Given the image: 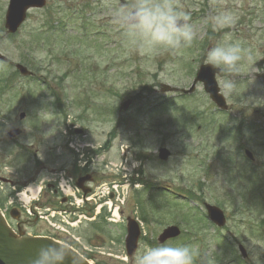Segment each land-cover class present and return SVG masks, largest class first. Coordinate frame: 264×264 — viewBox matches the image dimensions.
<instances>
[{"label":"rangeland","instance_id":"1","mask_svg":"<svg viewBox=\"0 0 264 264\" xmlns=\"http://www.w3.org/2000/svg\"><path fill=\"white\" fill-rule=\"evenodd\" d=\"M123 2L47 0L44 11L62 12L54 22L63 19L66 32H71L72 27L87 26L84 42L77 51L74 45L64 46L61 42L49 50L30 52L24 43L28 34L42 25L47 12L31 11L18 35L4 38L8 0H0V51L13 64L29 61L31 67L39 68L44 60L41 77L45 82L41 85L22 81L26 85L20 92H29L27 95L18 92L20 96L14 99L9 93L0 100V177L18 187L39 183L52 171H71L74 157L66 150V143L73 129L83 131L74 136L81 145L94 149L102 147L115 129L117 137L110 150L97 159L90 155L95 161L91 171L99 182L108 176L122 178L121 169L113 174L105 170L103 157L117 165L123 162L122 155L128 157L129 165L135 162L136 170L128 172L130 189L122 219L133 218L143 225L144 240L138 251L145 244H158L159 235L168 226L179 225L183 233V224L186 228L205 226L193 238L198 260L207 264L209 259L212 264H256L255 256L264 264V237L257 232V224L264 220V0H175L178 7L191 12L197 30L191 46L176 52L164 48L141 52L127 41L110 22L111 10ZM223 9L233 13L235 24L213 31L209 17ZM74 12L86 24L82 20L74 22ZM225 32H230L244 49L239 72L225 74L236 83L235 91L224 95L230 108L226 115L219 113L202 85H198L195 94L182 99L179 93H161L162 84L189 89L196 71L204 64L206 52ZM13 72V66H0V77ZM79 73L81 77L77 76ZM217 82L221 87L219 75ZM52 90L59 96V103ZM131 97H136L135 102L127 112L119 113L120 105ZM165 103L170 106L166 108ZM195 112L204 114L203 119L208 122L215 118L216 125L210 127L195 118L191 121L193 127L187 126V116ZM21 113L26 114L22 121ZM12 126L21 128L23 135L10 141L6 135ZM53 129L55 134L46 137ZM160 148L170 151L168 161L159 160ZM245 150L253 154L252 162L244 155ZM257 178L262 187L253 192ZM193 184L196 196L202 199L197 202L178 192L192 189ZM1 186L3 195L12 192L8 184L4 190ZM163 189L169 191L170 198L186 201L187 208L191 204L199 209L203 216L204 203L220 207L227 216V226L218 230L207 219L204 225L198 210L185 208L182 212L188 220L182 224L173 218L175 207L163 200L160 203L157 194ZM53 191L42 194L43 205L50 206L57 200ZM257 195L258 200L253 203ZM147 210L149 219L141 222ZM25 218L22 231L27 235L54 236L46 227ZM111 229L104 219L93 224L83 221L75 233L88 249L99 254L94 256V264H132L133 257L128 259L124 252L123 225ZM187 239L181 236L167 244L183 245ZM239 245L247 251V259L242 258Z\"/></svg>","mask_w":264,"mask_h":264},{"label":"clouds","instance_id":"2","mask_svg":"<svg viewBox=\"0 0 264 264\" xmlns=\"http://www.w3.org/2000/svg\"><path fill=\"white\" fill-rule=\"evenodd\" d=\"M209 20L213 31H220L234 25L236 18L230 10L223 9L216 11ZM110 22L141 52L158 48L176 52L191 46L197 37L191 12L178 7L175 0H124L111 10ZM243 59L244 49L233 40L230 32H225L221 40L206 52L203 63L221 77V95L235 91V81L226 78L225 74L238 73ZM54 134L55 129L46 137ZM69 251L57 244L48 245L40 250L36 264H52L53 261L68 264ZM198 255L192 246L186 244H145L133 255L132 264H197ZM254 260L260 264L258 257L254 256ZM208 264H212L211 259Z\"/></svg>","mask_w":264,"mask_h":264},{"label":"water","instance_id":"3","mask_svg":"<svg viewBox=\"0 0 264 264\" xmlns=\"http://www.w3.org/2000/svg\"><path fill=\"white\" fill-rule=\"evenodd\" d=\"M46 5V0H11L10 5L6 15V24L5 27L9 33L14 34L17 32L19 27L25 21L27 16V11L30 8H43ZM0 61L7 62V59L0 55ZM20 73L24 76H29L30 73L26 68L21 65L16 66ZM216 75L210 67L204 65L201 67L200 71L197 74L196 80L193 87L185 92V94L193 93L195 86L198 82H202L205 86L206 92L210 95L211 99L218 105L222 110H227L225 99L220 95V89L216 82ZM173 89L167 86H163V92H169ZM130 105V101L126 102L122 109L126 110ZM24 118V115H21V119ZM20 134L19 130L11 129L8 137L13 139ZM249 158L252 159V155L247 152ZM170 154L167 150L162 149L160 151V159L167 160ZM91 181V177H85L78 181L77 185L79 188L84 190L85 194L89 193V190L84 188V183ZM208 212V218L211 222L216 224L218 227H223L226 223L223 212L213 206L206 205ZM13 215V213H12ZM13 217H15L13 215ZM140 229L138 224L132 220L128 219L127 225V238H126V249L129 257H132L136 252L138 247V241L140 238ZM181 234L178 227H169L160 235L158 241L160 244L166 243L168 240L175 239ZM51 244H57L64 248L67 246L61 245L49 238H30L22 237V234L17 236L6 224L5 220L0 214V264H36L37 257L42 248L47 247ZM243 255L246 256L244 249L240 248ZM69 260L68 264H88L83 258L78 254L73 252L71 249L69 251ZM52 264H55L53 261Z\"/></svg>","mask_w":264,"mask_h":264},{"label":"trees","instance_id":"4","mask_svg":"<svg viewBox=\"0 0 264 264\" xmlns=\"http://www.w3.org/2000/svg\"><path fill=\"white\" fill-rule=\"evenodd\" d=\"M51 18H53V15H51V14H46V20H47V22H46V24L42 25V27L39 28V29L41 30V32H40V30H35V32H34L33 34L41 35L42 32H43V33H48V34L52 35V30H51L52 27L50 26V25H51V21H50ZM44 23H45V20H44ZM47 29H48V30H47ZM36 31H37V32H36ZM16 75H17V74H13L12 77H13V76H16ZM9 79H10V77L7 78V79H6L4 76L1 77V79H0V91H2V92H7V91H5V90H7L8 87H9V84H10V83H9V82H10ZM30 80L34 81L35 79H34V78H30ZM10 91H11V90H10ZM110 136H111V138H110V140L107 142L106 146H109L111 139L115 137V133H114V132L111 133ZM190 192H191V191H189L188 193L190 194ZM191 198H193V195H191ZM194 198H195V196H194ZM161 199H162L163 201H165V202L171 204V207H175V208H176L173 214H175V215H177V214H182V215H180V216H181V220L184 221V222H186V221L188 220L187 217H186V215L183 214V212H182V208H183V206H182L181 204L177 203L176 200H173L174 203H172V202H169L168 200H165L164 198H161ZM178 211H180L181 213H178ZM177 216H179V215H177ZM144 217H145V218L142 219L143 221L148 220L149 214H146V212H145ZM187 230H188V233L191 231L190 228H188V227H187ZM187 242H188V241H187ZM185 244L191 246L190 241H189L188 243H185ZM183 245H184V244H183ZM192 246H193V245H192ZM197 264H200V263H198V261H197Z\"/></svg>","mask_w":264,"mask_h":264},{"label":"bare ground","instance_id":"5","mask_svg":"<svg viewBox=\"0 0 264 264\" xmlns=\"http://www.w3.org/2000/svg\"><path fill=\"white\" fill-rule=\"evenodd\" d=\"M24 199L27 201V199L24 197Z\"/></svg>","mask_w":264,"mask_h":264}]
</instances>
